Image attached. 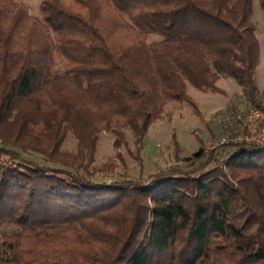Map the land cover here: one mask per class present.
Listing matches in <instances>:
<instances>
[{
    "label": "trees",
    "instance_id": "obj_1",
    "mask_svg": "<svg viewBox=\"0 0 264 264\" xmlns=\"http://www.w3.org/2000/svg\"><path fill=\"white\" fill-rule=\"evenodd\" d=\"M252 2L40 0L32 15L0 0V264H264V149H201L198 167L137 180L93 166L101 132L119 151L128 129L140 153L167 104L195 110L188 86L216 92L211 63L254 106Z\"/></svg>",
    "mask_w": 264,
    "mask_h": 264
},
{
    "label": "rangeland",
    "instance_id": "obj_2",
    "mask_svg": "<svg viewBox=\"0 0 264 264\" xmlns=\"http://www.w3.org/2000/svg\"><path fill=\"white\" fill-rule=\"evenodd\" d=\"M15 1L26 5L30 14H38L40 0ZM252 3L253 13L250 22L255 28L260 43L259 61L253 75L258 91V100L254 106L249 102L251 97L242 78L229 74L211 63L218 77L217 91H198L188 86L187 93L196 104L195 110L184 103L167 104L161 117L150 125L140 153L128 129L124 130L126 145L119 151L114 149V137L110 133L101 132L98 135L94 146L93 166L99 167L112 162L114 168L112 172L99 173L95 180L109 182L122 178L146 179L149 175L162 173L175 167L183 169H189L190 166L198 167L199 163L194 159V154L201 149L207 153L219 150L221 154L217 155L218 158L232 151V147L220 148V146L235 143V137L241 133V130L243 131L246 114L254 108L263 109L264 105V46L262 44L264 13L258 5V0H253ZM154 39L157 38L149 37V41ZM221 140L223 144H220ZM248 145L264 149L263 146L256 144ZM61 150L75 154L76 140L68 135L63 141ZM21 155L28 161L48 165V162L41 160L38 154ZM208 167L210 164L206 166ZM0 229H11V227L3 226Z\"/></svg>",
    "mask_w": 264,
    "mask_h": 264
},
{
    "label": "built area",
    "instance_id": "obj_3",
    "mask_svg": "<svg viewBox=\"0 0 264 264\" xmlns=\"http://www.w3.org/2000/svg\"><path fill=\"white\" fill-rule=\"evenodd\" d=\"M264 104V101H263ZM264 109V105H263ZM251 109L245 116L244 128L235 137V143L256 144L264 148V110ZM223 144V140L220 141Z\"/></svg>",
    "mask_w": 264,
    "mask_h": 264
}]
</instances>
